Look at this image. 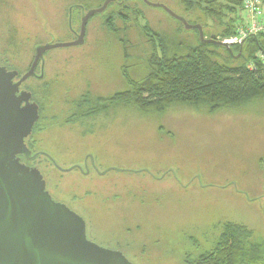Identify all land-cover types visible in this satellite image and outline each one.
<instances>
[{"label":"rangeland","instance_id":"1","mask_svg":"<svg viewBox=\"0 0 264 264\" xmlns=\"http://www.w3.org/2000/svg\"><path fill=\"white\" fill-rule=\"evenodd\" d=\"M148 1L201 25L206 39L229 37L224 31L232 13L206 17L197 9L185 12L177 0ZM101 3L0 0V64L23 75L35 47L74 39L71 7ZM80 17L73 10L76 31ZM160 40L169 55L185 54L200 41L196 30L160 8L117 0L87 21L83 45L46 52L43 78L22 86L39 109L25 143L32 154L48 156L30 165L50 195L84 219L89 240L132 264H186L188 256L212 253L226 223L245 226L264 245V98L216 111L173 104L162 113L107 102L153 70ZM209 50L220 62L227 57L223 47ZM85 97L107 106L91 120L90 134L76 122ZM111 167L116 171L98 174Z\"/></svg>","mask_w":264,"mask_h":264},{"label":"water","instance_id":"2","mask_svg":"<svg viewBox=\"0 0 264 264\" xmlns=\"http://www.w3.org/2000/svg\"><path fill=\"white\" fill-rule=\"evenodd\" d=\"M115 1L105 0L100 7L87 10L81 17L74 41L35 47L29 70L17 81H14L17 71L0 66V264H132L120 251L89 240L84 219L66 204L55 200L47 191L41 172L20 160V155L30 161L40 155L48 157L43 153L31 155L26 146L25 140L39 119V109L31 101V94L20 90V86L35 75L34 69L39 60L43 64L45 52L81 46L87 21L103 13ZM141 1L149 7L164 10L186 30H196L201 43L223 47L232 54L230 45L213 37L206 39L201 25L189 24L164 4ZM74 8L84 12L82 6L69 9V30H72ZM241 51L242 47L236 59Z\"/></svg>","mask_w":264,"mask_h":264},{"label":"trees","instance_id":"3","mask_svg":"<svg viewBox=\"0 0 264 264\" xmlns=\"http://www.w3.org/2000/svg\"><path fill=\"white\" fill-rule=\"evenodd\" d=\"M177 1L185 12L197 9L206 17L221 18L225 16L223 12L232 13L231 24L224 31L226 35H235L239 27L235 24L241 25L242 0ZM160 43L162 56L153 59V70L141 81H128L129 90L116 93L107 102L132 104L139 110L162 113L173 104L196 107L205 105L211 111H216L255 98H264V68L257 58L258 52L264 54L263 34L247 36L242 45L234 46L237 53L232 48V54L225 49L227 57L223 62L214 59L216 53L209 50L210 47L222 48L219 46L199 41L198 45L188 47L185 54L169 55L161 40ZM240 47L242 51L237 58L238 63L226 64L232 58L236 60L235 56L238 55ZM249 63L254 65L255 70L248 68ZM100 102V99L92 101L85 97L79 103L81 110L76 122L81 127H89L83 134L92 133L94 126L91 120L99 118L107 110V106H101ZM186 264H264V245L254 242L253 232L245 226L226 223L214 251L196 258L188 256Z\"/></svg>","mask_w":264,"mask_h":264},{"label":"built area","instance_id":"4","mask_svg":"<svg viewBox=\"0 0 264 264\" xmlns=\"http://www.w3.org/2000/svg\"><path fill=\"white\" fill-rule=\"evenodd\" d=\"M263 0H242V13L245 20L238 27L237 32L233 36L223 39L221 42L230 46L242 44L243 40L249 35H264V13L262 12ZM258 60L264 68V54L257 53ZM248 68L255 70L252 63H249Z\"/></svg>","mask_w":264,"mask_h":264},{"label":"flooded vegetation","instance_id":"5","mask_svg":"<svg viewBox=\"0 0 264 264\" xmlns=\"http://www.w3.org/2000/svg\"><path fill=\"white\" fill-rule=\"evenodd\" d=\"M75 9H78L79 11H80V14H81V17L87 12V10L86 9H84V12H82V10L80 9V8H74V9H72V12H73V10H75ZM81 17H80V19H81ZM89 21V20H88ZM70 31V33L72 34V36L74 37V39L72 40V41H74L75 39H76V36H77V34L79 33V30L78 31H76V30H74V28H73V26H72V30H69ZM84 41H85V34H84ZM84 44V43H83ZM82 44V45H83ZM45 54H46V52L43 54V64H42V62L39 60L38 61V63H37V65H36V67H35V69H34V76L33 77H31V78H34V79H37V80H41L42 78H43V76H44V67H45V61H44V56H45ZM0 66H4V65H2V64H0ZM5 67V66H4ZM30 68V67H29ZM6 69L7 70H9V71H14V70H10V69H8L7 67H6ZM29 70V69H28ZM37 71H39V72H37ZM27 72V71H26ZM42 75V76H41ZM21 75H19V73H18V76L16 77V79L14 80V81H17L18 79H19V77H20ZM41 76V77H40ZM28 80V79H27ZM26 80V81H27ZM25 81V82H26ZM24 82V83H25ZM23 83V84H24ZM23 84L20 86V90H24V91H27V92H29L30 94H31V101H33L32 99V93L30 92V91H28V90H25L22 86H23ZM34 102V101H33ZM32 133V132H31ZM31 135V134H30ZM29 137V136H28ZM27 140V139H26ZM26 140H25V142H26ZM26 146H27V144H26ZM27 148H28V146H27ZM29 149V148H28ZM30 150V149H29ZM30 152H31V150H30ZM31 155H33L32 153H31ZM46 157V156H45ZM47 159H48V157H47ZM20 160H21V162H23L24 164H26L27 166H30V167H32L31 165H30V163H32L33 161H30V160H26L25 159V157L23 156V155H20ZM88 162V159H87V161H86V163ZM87 165H88V163H87ZM87 169H89V168H87ZM116 171V168L115 167H111V168H108V169H106V173L105 174H107V173H110V172H115ZM84 172V174H85V171H83ZM104 174V175H105ZM61 202V201H60ZM71 209V208H70ZM99 245V244H98ZM101 246V245H100Z\"/></svg>","mask_w":264,"mask_h":264}]
</instances>
